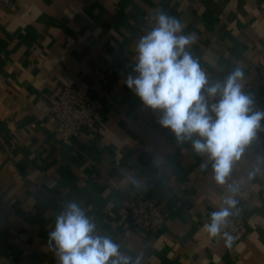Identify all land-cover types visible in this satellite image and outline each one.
<instances>
[{
    "label": "crops",
    "instance_id": "obj_1",
    "mask_svg": "<svg viewBox=\"0 0 264 264\" xmlns=\"http://www.w3.org/2000/svg\"><path fill=\"white\" fill-rule=\"evenodd\" d=\"M174 16L196 42L186 51L223 82L237 67L264 111V0H6L0 7V264H57L48 233L68 203L135 264H264V131L224 184L212 161L179 143L125 81L137 44ZM64 89L100 97L97 132L71 144L42 118ZM264 125V120L261 121ZM199 137H193L197 139ZM234 188L233 192L231 188ZM145 192L165 222L137 228L128 200ZM231 197L248 234L233 247L204 225Z\"/></svg>",
    "mask_w": 264,
    "mask_h": 264
},
{
    "label": "clouds",
    "instance_id": "obj_2",
    "mask_svg": "<svg viewBox=\"0 0 264 264\" xmlns=\"http://www.w3.org/2000/svg\"><path fill=\"white\" fill-rule=\"evenodd\" d=\"M156 21L157 26L137 44L136 75H128L125 84L146 107L160 112L158 123L170 129L177 142L190 141L197 155L208 156L215 181L224 184L245 147L258 131H264V111L257 110L254 98L242 90L241 68L222 83L209 84L198 60L186 51L196 42L195 36L184 35L181 21L163 11L157 13ZM223 203L227 207L212 211L204 229L211 238L222 236L225 246L231 247L235 237L224 229L237 202L228 197ZM96 231L85 211L75 202L68 203L48 233L57 264H132L117 243ZM139 261L137 257L135 264Z\"/></svg>",
    "mask_w": 264,
    "mask_h": 264
},
{
    "label": "built area",
    "instance_id": "obj_3",
    "mask_svg": "<svg viewBox=\"0 0 264 264\" xmlns=\"http://www.w3.org/2000/svg\"><path fill=\"white\" fill-rule=\"evenodd\" d=\"M5 3L6 0H0V7ZM205 74L208 78L209 74ZM242 86L244 93L251 95L252 84L246 82ZM218 99L219 97L210 98L209 104L215 103ZM102 106L101 98L91 96L85 89L79 91L64 89L50 100L42 118L53 124L63 143L71 144L81 132L99 130ZM125 210L137 228H156L165 222V212L161 205L145 192L134 194L128 200ZM224 231L235 237L231 247L245 239L248 234L245 211H236L229 217V223Z\"/></svg>",
    "mask_w": 264,
    "mask_h": 264
}]
</instances>
